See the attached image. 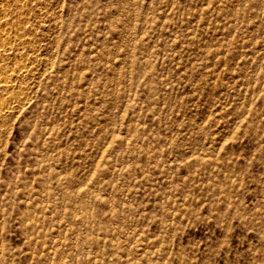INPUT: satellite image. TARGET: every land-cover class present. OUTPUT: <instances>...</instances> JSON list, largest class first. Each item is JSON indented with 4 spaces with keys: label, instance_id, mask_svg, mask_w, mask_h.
<instances>
[{
    "label": "rangeland",
    "instance_id": "obj_1",
    "mask_svg": "<svg viewBox=\"0 0 264 264\" xmlns=\"http://www.w3.org/2000/svg\"><path fill=\"white\" fill-rule=\"evenodd\" d=\"M0 36V264H264V0H0Z\"/></svg>",
    "mask_w": 264,
    "mask_h": 264
},
{
    "label": "bare ground",
    "instance_id": "obj_2",
    "mask_svg": "<svg viewBox=\"0 0 264 264\" xmlns=\"http://www.w3.org/2000/svg\"><path fill=\"white\" fill-rule=\"evenodd\" d=\"M2 50L6 51V39H4L2 36H0V52ZM7 89H8V85L6 86V84L4 85L2 82H0V90L7 91ZM15 101H16L15 97L14 96L11 97L10 95H9V97L7 96L4 99H0V115L3 112L9 110L11 108V105L14 104Z\"/></svg>",
    "mask_w": 264,
    "mask_h": 264
}]
</instances>
